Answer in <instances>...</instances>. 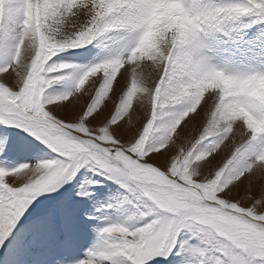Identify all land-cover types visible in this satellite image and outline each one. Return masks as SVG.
I'll return each instance as SVG.
<instances>
[{"label": "snow or ice", "instance_id": "1", "mask_svg": "<svg viewBox=\"0 0 264 264\" xmlns=\"http://www.w3.org/2000/svg\"><path fill=\"white\" fill-rule=\"evenodd\" d=\"M170 7L185 24H154ZM253 14L264 17V0H0V31L18 26L10 60L0 64V123L30 130L51 150L35 164L0 168V243L38 193L86 168L130 194L143 222L108 224L101 232L110 246L79 264L170 256L174 264H264V144L256 146L264 71L229 72L227 54L201 42L224 21ZM108 33L118 34L113 42L134 35L127 56H106L80 71L72 91L47 95L65 79L52 73L72 67L53 57L92 55L88 45ZM153 130L162 139L149 145ZM11 133L0 129L5 156L15 147ZM62 211L51 209L45 221Z\"/></svg>", "mask_w": 264, "mask_h": 264}, {"label": "rangeland", "instance_id": "2", "mask_svg": "<svg viewBox=\"0 0 264 264\" xmlns=\"http://www.w3.org/2000/svg\"><path fill=\"white\" fill-rule=\"evenodd\" d=\"M244 2L245 0H199L200 5L205 7ZM117 35L108 33L97 37L88 45L93 50L92 55H81L80 50L75 49L70 50L71 54L60 53L62 61L53 57L50 63L63 62L72 67L52 73L53 76L62 75L65 79L47 88L46 94L58 97L72 91L80 71L106 56L126 57L135 37L128 35L123 40L113 42L110 38ZM17 36L18 26L7 32L0 31V64L10 60ZM201 36L206 50L208 42L214 41L216 48L227 54L230 62L226 70L229 72L243 74L264 71V17L259 14L226 20L219 29L202 33ZM209 60L217 67L225 66L219 58L212 60L210 57ZM215 86L225 87L224 81L215 82ZM5 127L12 129L11 138L15 147L5 156L4 149L0 146V168L13 169L47 158L46 154L51 150L30 130L0 123V129ZM162 135L161 131L153 130L146 143L157 144ZM3 143H6V137L0 140V144ZM261 144H264V136L258 139L256 146ZM224 158H227V153ZM243 159L238 157L234 160L226 170V175L239 167ZM97 179L98 184L90 183ZM53 208H61L63 211L57 215L54 222L48 223L45 218ZM142 210L143 208L132 200L131 195L125 194L111 179L81 168L71 180L38 193L26 206L3 243H0V264H79V261L88 259L93 253L110 246L112 241L102 234V228L111 223L135 227L143 222L139 216ZM178 259L170 256L169 261L165 262L157 258L148 264H174ZM119 260V257H114L113 260L103 261V264H113L114 261L118 264Z\"/></svg>", "mask_w": 264, "mask_h": 264}, {"label": "clouds", "instance_id": "3", "mask_svg": "<svg viewBox=\"0 0 264 264\" xmlns=\"http://www.w3.org/2000/svg\"><path fill=\"white\" fill-rule=\"evenodd\" d=\"M154 24L157 26L174 27L183 26L185 24V18L181 15L180 11L176 7H170L164 12L158 13L155 16ZM225 87H228V82L224 81ZM260 88L264 89V82L260 83ZM241 114H244V110L241 108L238 110Z\"/></svg>", "mask_w": 264, "mask_h": 264}]
</instances>
